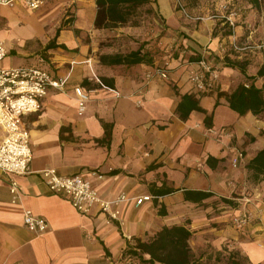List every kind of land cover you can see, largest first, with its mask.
I'll return each mask as SVG.
<instances>
[{"label": "crops", "instance_id": "obj_1", "mask_svg": "<svg viewBox=\"0 0 264 264\" xmlns=\"http://www.w3.org/2000/svg\"><path fill=\"white\" fill-rule=\"evenodd\" d=\"M181 8L179 0H150L145 9L159 16L160 30L152 34L142 25L96 27L97 0H48L38 10L22 2L0 7V41L9 51L0 68L37 65L67 78L64 90L50 88L41 111L23 117L34 157L30 173L17 176L20 199H13L9 175L0 168V264H140L124 256L128 241L185 224L196 256L239 251L248 263L264 264V180L253 183L247 169L264 148V118L239 115L219 97L240 84L264 88V7L200 0ZM122 30L140 41L159 35L153 64L101 63L109 37ZM202 58L214 78L200 91L190 75ZM159 67L168 69V79ZM76 86L89 94L82 113ZM186 94L196 96L203 111L183 119L179 105ZM3 137L0 129V142ZM239 152L244 157L234 166ZM46 168L91 179L104 199L154 197L139 207L122 202L123 224L110 222L102 213L82 214L53 193L41 173ZM97 169L102 178L91 174ZM189 190L210 195L194 201L186 197ZM26 210L46 218L49 228L30 230ZM244 213L250 221L237 228L233 220Z\"/></svg>", "mask_w": 264, "mask_h": 264}, {"label": "built area", "instance_id": "obj_2", "mask_svg": "<svg viewBox=\"0 0 264 264\" xmlns=\"http://www.w3.org/2000/svg\"><path fill=\"white\" fill-rule=\"evenodd\" d=\"M18 2H22L30 10H38L48 0H0V7L14 6ZM179 6L182 7L180 0ZM230 24L234 26L232 20ZM8 53V49L0 41V59L6 58ZM198 64L199 68L191 72L190 79L198 90L203 91L212 85L213 69L204 58ZM156 71L163 78H169L166 67H159ZM208 73L210 77L207 76ZM66 84L67 78L56 79L48 69L37 65L0 68V129L4 132L0 142V168L9 175V189L14 200L22 196V188L17 176L30 173L34 157L30 130L25 125L23 117L42 110L43 100L50 88L64 90ZM74 91L78 96L82 113L89 100V94L81 86H76ZM243 157V153L239 152L233 160L234 166H237ZM41 173L51 191L70 200L82 214L102 213L108 221H116L119 224L124 222L120 209L122 202L134 200L135 206L139 207L154 197L147 194L129 198L127 194L122 193L115 198L104 199L92 180L81 174L64 176L55 168H46ZM91 174L98 178L103 177L101 170L98 169L93 170ZM249 221V215L244 213L234 218L233 223L237 228H243ZM24 223L30 230L37 233H43L49 228L48 220L31 210L25 211ZM127 259L131 260L128 256Z\"/></svg>", "mask_w": 264, "mask_h": 264}, {"label": "trees", "instance_id": "obj_3", "mask_svg": "<svg viewBox=\"0 0 264 264\" xmlns=\"http://www.w3.org/2000/svg\"><path fill=\"white\" fill-rule=\"evenodd\" d=\"M257 10L264 7V0H247ZM185 8H193L198 5L199 0H185ZM150 0H97L98 13L95 25L98 28H113L117 26L132 23L139 24L138 16L141 9L148 6ZM148 12L152 10L147 9ZM228 26V25H227ZM226 34L232 33V27L225 31ZM54 44H50V47ZM155 54L145 50L140 46L137 50L128 53L102 54L101 63L106 65H127L133 66L141 63L153 64ZM227 65L239 66L236 62L229 61ZM244 69V67H243ZM264 69L259 71L263 74ZM101 82L107 86L113 87L114 84L108 78L102 77ZM219 97H225L232 110L239 115H245L248 112L262 118L264 115V88L252 84H240L231 93L220 92ZM196 96L186 94L183 96L179 105V113L183 119H186L191 111H203ZM218 103V101H217ZM212 116L207 117V125H212ZM264 133V132H263ZM253 139V138H252ZM249 178L254 182L264 180V148L257 152L256 156L247 164ZM210 194L203 191L186 192V197L194 201H200ZM229 202L228 199H224ZM192 231L185 225L165 226L154 236L147 240L133 237L128 241L127 249L124 252L125 257L140 264H251L243 261L239 251H231L227 255L218 254L215 259L208 256L206 259L198 257L190 246ZM148 255L149 258H146ZM246 259V258H245ZM247 260V259H246Z\"/></svg>", "mask_w": 264, "mask_h": 264}, {"label": "rangeland", "instance_id": "obj_4", "mask_svg": "<svg viewBox=\"0 0 264 264\" xmlns=\"http://www.w3.org/2000/svg\"><path fill=\"white\" fill-rule=\"evenodd\" d=\"M180 2L182 7L185 8L184 7L186 5L185 0H180ZM155 18L159 19V16L156 13L148 12L147 9H145L144 7L141 9L140 15L136 20H138L139 22L138 25H142L143 30L146 33L152 32L153 34L154 32L156 34V32H160V30L157 28ZM143 20H149V22L145 23L143 26L142 24ZM130 24L132 25V23H128L126 25H130ZM118 32H121L120 34H124V35H117ZM134 42H137V44H135ZM158 43H159V35L153 36V38L149 41H140L139 39L131 38L129 34L126 36L125 31L122 30V31H115V33H112L111 37H109L107 49L106 48L105 49L108 51L110 50L109 53L107 54L128 53L131 51L133 45L134 46L139 45V46H143L145 50L153 52L156 55L157 53H159V51H161V47H159ZM210 66L212 65L210 64ZM262 118H264V115L262 116ZM251 181L255 183L253 179ZM242 258L244 262L246 263L248 262L243 256Z\"/></svg>", "mask_w": 264, "mask_h": 264}]
</instances>
